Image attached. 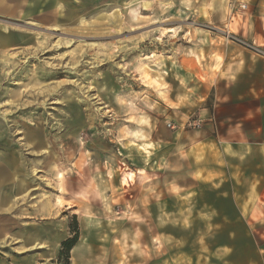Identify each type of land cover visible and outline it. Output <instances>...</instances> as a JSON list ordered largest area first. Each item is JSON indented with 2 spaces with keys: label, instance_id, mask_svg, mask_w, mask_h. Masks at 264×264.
<instances>
[{
  "label": "rangeland",
  "instance_id": "374dc122",
  "mask_svg": "<svg viewBox=\"0 0 264 264\" xmlns=\"http://www.w3.org/2000/svg\"><path fill=\"white\" fill-rule=\"evenodd\" d=\"M237 1L0 0V264H63L74 216L69 264H264V0Z\"/></svg>",
  "mask_w": 264,
  "mask_h": 264
},
{
  "label": "trees",
  "instance_id": "16d2710c",
  "mask_svg": "<svg viewBox=\"0 0 264 264\" xmlns=\"http://www.w3.org/2000/svg\"><path fill=\"white\" fill-rule=\"evenodd\" d=\"M74 227H72V231L74 234L61 242L60 250H59V260L63 261V264H69V257H70V250L75 245L78 239V232H77V221L76 217L74 216Z\"/></svg>",
  "mask_w": 264,
  "mask_h": 264
},
{
  "label": "crops",
  "instance_id": "0c3cea01",
  "mask_svg": "<svg viewBox=\"0 0 264 264\" xmlns=\"http://www.w3.org/2000/svg\"><path fill=\"white\" fill-rule=\"evenodd\" d=\"M225 3H226V0H217V4H218V6H219V10L220 11H223L224 10V8H225ZM3 12H5V11H13V9H11V8H9V7H4L3 9ZM228 14H230V12L228 11ZM4 35V34H3ZM5 36V35H4ZM21 40H23L24 42H26L27 41V39H28V37L27 36H25V37H21L20 38ZM228 132H229V135H230V137L231 138H233L232 137V135L233 134H231V133H233L234 132V134L236 133V132H238V127H237V125L236 126H234V125H231V127L229 128V130H228ZM213 138H220V135H217L216 137H213ZM240 137H239V135H237V139H239ZM3 177H2V174H0V179H2Z\"/></svg>",
  "mask_w": 264,
  "mask_h": 264
},
{
  "label": "built area",
  "instance_id": "2783aa9c",
  "mask_svg": "<svg viewBox=\"0 0 264 264\" xmlns=\"http://www.w3.org/2000/svg\"><path fill=\"white\" fill-rule=\"evenodd\" d=\"M238 1L237 0H229V5H228V9H229V12L232 13L235 9H236V3ZM239 7L241 8H245L246 7V4H242L240 3L239 4Z\"/></svg>",
  "mask_w": 264,
  "mask_h": 264
}]
</instances>
